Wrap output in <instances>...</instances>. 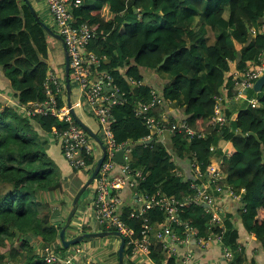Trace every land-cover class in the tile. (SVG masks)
<instances>
[{"label": "trees", "instance_id": "trees-1", "mask_svg": "<svg viewBox=\"0 0 264 264\" xmlns=\"http://www.w3.org/2000/svg\"><path fill=\"white\" fill-rule=\"evenodd\" d=\"M80 1L81 4L72 9V16L78 24H87L97 33L87 49L104 58L98 70L108 73L111 86L118 88L121 95V105L111 111L114 140L133 147L130 167L140 168L146 174L135 187L137 194L151 198L160 193L176 200L192 196L190 183L199 182L183 180L175 173L176 164L195 160L199 172L205 176L209 167L216 166L210 161L214 155L211 145L223 139L230 144L231 155L221 158L220 170L226 175L229 186L243 191L239 210L241 224L264 249V88L259 93L247 90L250 96L257 98L259 107L239 110L234 121L227 116L229 125L226 126L212 121L215 98L221 90L233 98L241 89L226 78L230 66L234 64L235 71L242 74L258 63V57L264 59V0ZM184 9L203 16L200 27L180 26ZM207 28L221 32L212 45H207L205 40ZM252 29L257 32L254 37ZM49 41L57 42L35 22L23 0H0V66L17 105L42 103L47 99L43 88L47 75L58 72L52 68L51 56L55 50ZM164 58V64L159 67ZM145 70L161 71L171 78L162 95H158L162 103L147 111L146 117L158 121L165 103L180 101L183 121L195 132L189 143L186 135L173 132L171 152L156 136L148 144L140 142L150 134V128L134 109L148 103L153 91L150 86L141 84ZM56 100L57 107L66 105L65 90ZM1 108L0 264H44L35 253L36 242L42 248L60 243L58 234L66 217L60 225L54 226L52 211L63 210L64 197L74 195L81 185L72 178L70 183H64L47 153V136L53 129L62 132L68 125L50 116L25 117L14 106ZM248 133L255 134L259 141ZM199 134L204 136L199 137ZM88 138L94 143L90 136ZM62 157L64 159L63 154ZM95 158L85 156L86 165H93ZM130 209L125 207L124 216ZM223 216L226 232L222 247L233 252L235 260L231 264H245V252L237 241L231 216ZM145 217L153 224L160 225L164 221L158 207L148 210ZM178 217L197 230L198 237L206 239L210 233L221 231L218 226H209L210 212L203 204L193 203L181 208ZM126 223L135 237L140 238L141 221L126 220ZM75 225L73 220L70 227ZM176 229L181 232L180 228ZM83 232L89 233L86 229ZM86 241L89 240L76 245ZM65 250L60 245V251ZM149 256L156 264L164 259L159 242H153ZM169 260L168 264H173L172 258Z\"/></svg>", "mask_w": 264, "mask_h": 264}, {"label": "built area", "instance_id": "built-area-1", "mask_svg": "<svg viewBox=\"0 0 264 264\" xmlns=\"http://www.w3.org/2000/svg\"><path fill=\"white\" fill-rule=\"evenodd\" d=\"M42 1L47 7L53 31L62 38L68 53L70 82L75 86L77 92L75 100L72 102V108L74 111L82 110L95 121L97 125L96 135L98 133L106 152L98 173L89 187L92 198L87 202L86 207L79 211V217H74L76 229L81 230L80 233H84L83 229H86V232L95 233L88 230L92 227H95L97 232H118L125 239V251L129 250L125 264H127L126 261L129 264H156L149 256L153 240L161 244L163 254H166L168 258H171L170 253L174 254V249L168 246L169 240L173 241L175 246L188 244L190 240H194L202 250H206L208 246L211 247L212 245L221 249L218 263L193 262L191 256L187 255L181 263L177 264H231L235 257L232 251L222 247L223 228H221L220 233H210L205 239L198 237L197 230L179 220L178 212L181 208L198 203L209 209L211 217L209 226L217 227L219 213L216 201L213 194L203 184L191 182L189 187L193 191V195L184 197L182 200H176L160 193L151 196V198H144L137 194L135 187L138 182L144 180L146 174L140 168L130 167L133 147L127 143L117 144L111 130V111L112 108L121 105V95L118 88L111 86L112 80L108 73L98 70L104 58L96 56L87 49L88 44L98 35L87 24H78L74 20L72 9L81 4L80 0ZM263 72L264 59L257 69L244 71L241 79L235 81V86H241L235 95L244 96L248 89H252L254 82ZM64 86L63 74L49 72L43 85L47 99L42 103L29 102L24 106L16 105V109L25 117L50 116L67 124L68 128L62 132L53 129L51 136L59 143L64 159L69 166L76 172L86 173L88 178L100 157V150L95 141L91 143L86 133L74 122L66 105L57 107L56 97H61L65 90ZM161 103L160 97L152 91L151 100L145 105L136 106L134 109L135 114L142 116L150 128V134L146 135L140 142L148 144L147 142L153 136L160 139V133L165 130H169L171 133H182L191 140L195 132L188 127L185 121L166 126L159 120L155 121L153 117H146L147 111L154 109ZM249 106L256 108L257 100H251ZM212 121L219 126L225 123L224 117L221 116L216 105ZM203 136L204 134H199V137ZM95 150L98 151L97 155L94 153ZM119 151H123V164H117L113 161L114 156ZM85 156H92L93 158L96 156L93 165H86ZM191 167L194 169V173L197 171L194 177L197 175L199 178L202 174L199 172L195 160L191 162ZM206 175L212 179L211 184L215 186L214 190L217 193L221 192L222 187L219 184L221 178L220 162L216 166L209 167ZM123 188L133 190L135 202V206L130 209L127 216H124L123 203L120 198V191ZM153 207H158L164 215V221L160 225L149 223L145 217L147 211ZM126 220L141 221L140 238L135 237L133 229L127 225ZM175 228L181 229L180 235L175 236L173 234ZM80 246L75 245L65 251H60V245L51 243L41 248L40 258L44 264H92V260L88 258L92 248H80ZM160 264H168V262Z\"/></svg>", "mask_w": 264, "mask_h": 264}, {"label": "crops", "instance_id": "crops-1", "mask_svg": "<svg viewBox=\"0 0 264 264\" xmlns=\"http://www.w3.org/2000/svg\"><path fill=\"white\" fill-rule=\"evenodd\" d=\"M29 2L33 7V9L36 11L41 21L46 25H48L49 27H52V23L50 21V17L45 3L42 0H29ZM202 17L199 14H196V12H194L192 9H184L181 10L179 24L180 26L183 27L186 26L189 29H195L201 26ZM256 33L257 32L255 29L251 30L252 37H254ZM220 34L221 32L219 29L212 30L210 28H207L206 36H205L207 45L214 44L217 38L221 36ZM49 45L54 51L56 46L54 48L52 41H49ZM237 49H239V47H237ZM54 53L56 54V51ZM62 57H63V53H62ZM257 62L258 63L256 65L253 64L249 68V71H251L252 69H257L260 66V63L263 62L262 57H258ZM52 68L58 71V65L55 59L54 62H52ZM142 73H143V80L141 84L147 87L150 86L157 95L161 96L164 87L168 84L171 78L161 71L145 70L142 71ZM241 77L242 74L236 72L235 66L234 64H232L230 66L229 73L226 75V78H229L230 82L234 84L235 81L237 79H241ZM71 90H72L71 97L73 102L77 95L75 86L73 89L71 88ZM251 100L256 101L257 98L254 95L250 96L247 92L244 96L240 97L235 95L233 98H229L228 96H226L225 91L221 90L220 95L215 98V102H216V108L218 109L219 113L221 114V116L224 117L225 120V123L222 126L229 125V122H226L227 116H230V120L234 121L238 111L248 107L249 102ZM181 104L182 103L180 101L165 103V105L163 106L164 111L158 117V120L161 121L162 123H165L166 126H170L171 124H176L183 121L184 118L180 112ZM16 105H17L16 99L13 96V92L10 89L7 79L5 78L4 71L0 66V110L2 109L1 108L2 106L16 107ZM257 107H259L258 100H257ZM75 114L87 127H89L96 134L97 125L91 117L86 115L82 110H75ZM170 120H173L174 122H171ZM159 137L161 142L164 144V146L168 148L169 152H171L170 138L172 137V133L169 130H165L162 133H160ZM47 138L49 141L47 153L58 167L61 180H63V182L66 181L65 183H70L72 178L77 182H80L81 183L80 187H81L82 184L87 180L86 173L76 172L75 170H72L69 164L63 159L61 148L59 146V143L56 141V139L53 138L51 135L50 136L48 135ZM189 141L190 140L187 138L186 142L189 143ZM210 150L213 151L214 153V155L210 158V161L215 164H218L219 162L221 163L222 157L228 158L231 155L230 144L227 141L220 138L216 141V143L211 145ZM94 153L95 155H97L98 151L95 150ZM131 157H132V153H131ZM175 173L179 175L183 180L199 179L198 180L199 184H203L205 187L209 189L210 193L213 194L214 196V200L216 201V207L218 208L219 222L217 226L220 229L223 228L224 232H226V229L222 225L224 221L223 215L229 214L231 216L230 218L231 222L238 234L237 241L239 242L241 247H243L245 252V264H264V249L261 247L259 242L255 240L252 234H249L244 230L239 218V210L240 207L242 206L241 200L243 196V191L229 186L226 181V175L222 173L220 170L221 178L219 184L222 187V191L217 193L214 190L215 186L211 184L212 179L209 178V176L201 175L199 178H197L196 175V177H194L195 175L194 169L191 167V163H189L188 161H183L176 164ZM80 187L78 188L75 187L77 188V190L75 191L74 195L76 194V192L79 190ZM230 194H232L233 196ZM74 195L72 196L67 195L64 197L63 209L69 208L70 210V205H71L70 200L74 197ZM91 198H92V192L90 188H87V190L80 198L76 210L75 218L79 217L80 214L79 211L82 210L83 207L84 208L86 207L87 202ZM120 198L122 199L123 209H125V207L132 208L135 206L133 190H129L128 188L121 189ZM60 212H61L60 215L51 218L53 219L52 224L54 226L61 224L62 220L64 219L62 214L64 210H61ZM88 221L91 222L90 219H88ZM71 229L72 230L68 232V234L66 231L67 239H71L76 235L81 234L80 233L81 230L78 231L75 226L74 227L72 226ZM89 230L97 232L95 227H92V229ZM180 233L181 232L179 230H177L176 228L174 229L173 234L175 236L180 235ZM154 241L155 240H153L152 242ZM36 243L37 245L35 248V253L38 256H40V251L42 247L39 246L38 241ZM167 243L169 247L174 249V254L170 253V257L172 258L174 264L181 263L187 255L191 256L193 262L199 261L205 263H210V262L218 263L220 261L219 259H220L221 251L218 246L212 245L211 247L208 246L207 247L208 249L202 250L196 245L194 240H190L188 244H184L181 246H175L174 242L171 240H169ZM118 246H119L118 239L113 237L109 240L108 243L106 242L94 243L89 240L88 242L86 241L85 243L81 244L80 248L82 247L92 248V251L88 254V258L91 259L93 263L96 262L97 264H118V254H117ZM163 255H164V259L161 260V263L169 262L170 260L166 256V254Z\"/></svg>", "mask_w": 264, "mask_h": 264}, {"label": "water", "instance_id": "water-1", "mask_svg": "<svg viewBox=\"0 0 264 264\" xmlns=\"http://www.w3.org/2000/svg\"><path fill=\"white\" fill-rule=\"evenodd\" d=\"M23 1L30 8V12H31L35 22L42 27V29L44 30L46 35L48 37L52 38L53 40H56L57 42L60 43L62 53H63V60H64V62H63V76H64V85H65V94H66V107L68 108V110H69L73 120L76 122V124L88 136H90L95 141V143L98 145L99 150H100V157L97 159L91 174L89 175L87 180L82 184V186L79 188V190L76 192V194L72 198L70 210L66 216L64 225L62 226V228L59 231L58 240H59L61 246L64 249H67L70 246L79 244L82 241L88 240V239H101V238H108V237L117 238L119 241V246H118V250H117L118 264H125V249H124L125 239L116 231H100V232H95V233H91V232L90 233H81V234H78L71 239L66 238V231L70 227L71 222L74 220L80 198L84 194V192L87 190V188H89L90 185L93 183V181H94V179L98 173V170H99V168H100V166H101V164L105 158L106 152H105V147L103 146L100 138L77 117V115L75 114V111L72 108V97H71V91L72 90H71V82H70V76H69V57H68V53H67V50H66V47H65V44H64L62 38L58 34H56L51 29V27H49L48 25H46L45 23H43L41 21V19L37 15L36 11L31 6L29 0H23ZM164 61H165V58L160 63L159 67L164 64ZM263 88H264V72L254 82L252 90L255 93H259L263 90ZM247 135L253 136L256 139V141H259L255 134L248 133ZM113 161L117 164H123V151L117 152L113 158Z\"/></svg>", "mask_w": 264, "mask_h": 264}, {"label": "rangeland", "instance_id": "rangeland-1", "mask_svg": "<svg viewBox=\"0 0 264 264\" xmlns=\"http://www.w3.org/2000/svg\"><path fill=\"white\" fill-rule=\"evenodd\" d=\"M53 42V41H52ZM53 45H54V48H55V46H56V48L54 49L55 51H56V55L54 54V56H51L53 59H55V61L57 62V65H58V73L59 74H63V57H62V53H61V50H60V46L58 45V43L57 42H53ZM72 85V89L74 88V86H73V84H71ZM86 117V116H85ZM88 118V117H87ZM90 119V118H89ZM94 127V126H93ZM63 181V180H62ZM66 182V181H65ZM64 182V183H65ZM68 184V183H67ZM66 192H67V188L64 190V193L66 194ZM72 200V199H71ZM71 200H70V202H71ZM69 202V203H70ZM64 210V212L62 213L63 214V218H65L66 216H67V214H68V210H69V208H65V209H63ZM60 213L61 212H55V211H52V214H51V217L52 218H54V217H57L58 215H60ZM53 221V219H51V222ZM60 225V224H59ZM58 226V225H57ZM72 229H71V227H69L68 228V230H67V234H68V232H70ZM111 238H113V237H109V238H104V239H88V240H90V241H92V242H94V243H102V242H106V243H108L109 242V240L111 239ZM88 242V241H87ZM57 245H61L60 243H58V242H55ZM81 245V244H80ZM73 246H75V245H73ZM73 246H70V248H72Z\"/></svg>", "mask_w": 264, "mask_h": 264}]
</instances>
